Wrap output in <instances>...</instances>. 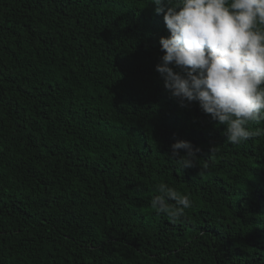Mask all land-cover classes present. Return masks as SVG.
Listing matches in <instances>:
<instances>
[{"label":"trees","instance_id":"16d2710c","mask_svg":"<svg viewBox=\"0 0 264 264\" xmlns=\"http://www.w3.org/2000/svg\"><path fill=\"white\" fill-rule=\"evenodd\" d=\"M149 2L0 0V264H264V136L229 144L170 97Z\"/></svg>","mask_w":264,"mask_h":264},{"label":"clouds","instance_id":"9594fccd","mask_svg":"<svg viewBox=\"0 0 264 264\" xmlns=\"http://www.w3.org/2000/svg\"><path fill=\"white\" fill-rule=\"evenodd\" d=\"M149 3L163 14L169 33L159 39L163 55L156 71L170 97L181 107L196 102L213 121L226 125L223 135L229 144L264 136V129L249 127L264 122V0ZM171 149L169 159L181 170L199 166L200 149L191 142L178 140ZM156 190L151 207L171 220L181 219L193 206L167 183Z\"/></svg>","mask_w":264,"mask_h":264}]
</instances>
